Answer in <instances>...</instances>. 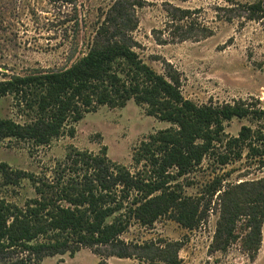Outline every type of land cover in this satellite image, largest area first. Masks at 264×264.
Wrapping results in <instances>:
<instances>
[{
    "label": "trees",
    "instance_id": "1",
    "mask_svg": "<svg viewBox=\"0 0 264 264\" xmlns=\"http://www.w3.org/2000/svg\"><path fill=\"white\" fill-rule=\"evenodd\" d=\"M224 1L235 4V0ZM245 8L251 16L264 18V0ZM106 32L102 27L99 34ZM129 42L120 28L111 38L96 40L85 56L66 69L0 81V97L12 96L27 118L20 124L0 117V141L13 138L44 146L66 133L74 137L73 126L86 114L103 106L124 108L131 100L147 116L171 125L149 135L135 151L133 161L144 163L147 172L131 173L109 159L106 147L99 154L72 148L52 180L3 164L1 173L8 184L27 179L36 196L23 207L0 196V264H40L47 257L73 256L81 248L101 255L100 247L112 248L109 257L131 258L128 245L120 239L131 221L148 227L168 215L184 228L194 229L206 218L223 181L216 179L209 186L207 202L204 197L186 196L178 182L205 158L213 156L221 166L244 156L264 160L260 101L199 106L184 98L178 77L158 74ZM233 119H246L249 125H243L237 136H228L226 124ZM219 200L221 216L212 249L226 252L240 241L254 260L262 243L264 178L228 185ZM17 253L25 258L13 259ZM169 262L179 264L177 259Z\"/></svg>",
    "mask_w": 264,
    "mask_h": 264
},
{
    "label": "rangeland",
    "instance_id": "2",
    "mask_svg": "<svg viewBox=\"0 0 264 264\" xmlns=\"http://www.w3.org/2000/svg\"><path fill=\"white\" fill-rule=\"evenodd\" d=\"M259 1L0 0V81L66 69L85 56L96 40L111 38L112 32L123 28L144 63L164 77L172 73L179 78L184 98L199 106L260 101L264 109V18L251 16L245 8ZM102 27L107 32L100 35ZM0 117L20 124L27 120L10 95L0 97ZM243 125L249 122L233 119L226 124V134L237 136ZM73 127L74 137L66 133L44 146L13 138L0 141V196L19 207L36 196L27 179L8 184L1 173L3 164L52 180L72 148L99 154L106 147L109 159L131 173L147 172L144 163L133 161L135 151L149 135L171 125L147 116L131 100L124 108L103 106ZM262 178L264 160L244 156L221 166L208 156L178 180L186 196L204 197L205 202L211 199L209 186L216 179L223 181L196 228H184L168 215L148 227L133 220L120 237L131 258L109 257L110 247L98 248L101 255L81 248L73 256L47 257L40 264H170L174 259L179 264H264V224L254 260L240 241L226 252L212 249L225 187ZM21 257L25 255L17 253L13 259Z\"/></svg>",
    "mask_w": 264,
    "mask_h": 264
}]
</instances>
